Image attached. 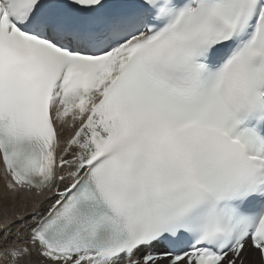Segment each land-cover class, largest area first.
<instances>
[{
  "label": "snow or ice",
  "instance_id": "obj_1",
  "mask_svg": "<svg viewBox=\"0 0 264 264\" xmlns=\"http://www.w3.org/2000/svg\"><path fill=\"white\" fill-rule=\"evenodd\" d=\"M0 161V264H264V0H0Z\"/></svg>",
  "mask_w": 264,
  "mask_h": 264
},
{
  "label": "bare ground",
  "instance_id": "obj_2",
  "mask_svg": "<svg viewBox=\"0 0 264 264\" xmlns=\"http://www.w3.org/2000/svg\"><path fill=\"white\" fill-rule=\"evenodd\" d=\"M67 134V132L65 133ZM6 192V189L4 187V179H3V164L2 161H0V219L3 218L5 208L11 209L12 207V199L11 197H8L7 200H5L4 194Z\"/></svg>",
  "mask_w": 264,
  "mask_h": 264
}]
</instances>
